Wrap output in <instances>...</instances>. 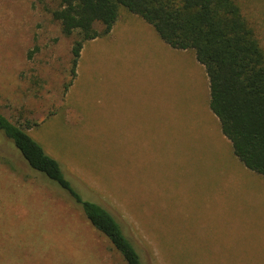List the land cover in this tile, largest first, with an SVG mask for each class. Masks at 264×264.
I'll return each instance as SVG.
<instances>
[{
  "label": "rangeland",
  "instance_id": "obj_1",
  "mask_svg": "<svg viewBox=\"0 0 264 264\" xmlns=\"http://www.w3.org/2000/svg\"><path fill=\"white\" fill-rule=\"evenodd\" d=\"M238 2L264 49V0ZM59 6L0 0V113L117 216L145 264H264V177L223 136L194 51L123 10L84 45L73 79ZM0 264H126L1 132Z\"/></svg>",
  "mask_w": 264,
  "mask_h": 264
},
{
  "label": "trees",
  "instance_id": "obj_2",
  "mask_svg": "<svg viewBox=\"0 0 264 264\" xmlns=\"http://www.w3.org/2000/svg\"><path fill=\"white\" fill-rule=\"evenodd\" d=\"M123 10L152 25L170 47L194 51L205 68L209 109L219 121L223 136L241 163L264 177V49L256 27L238 0H60L53 18L66 37L76 38L71 51L73 79L84 45L108 36ZM0 132L14 144L31 170L70 195L126 264H145L117 216L84 200L60 164L24 128L0 113Z\"/></svg>",
  "mask_w": 264,
  "mask_h": 264
},
{
  "label": "crops",
  "instance_id": "obj_3",
  "mask_svg": "<svg viewBox=\"0 0 264 264\" xmlns=\"http://www.w3.org/2000/svg\"><path fill=\"white\" fill-rule=\"evenodd\" d=\"M123 14V13H122ZM122 17H120V19L118 20V22H119V24H121L122 23V21H124L125 20V15H121ZM145 21V20H144ZM149 24V23H148ZM150 25V24H149ZM152 26V25H151ZM114 29V28H113ZM113 31V30H112ZM112 33V32H111ZM110 33V34H111ZM109 34V35H110ZM161 38V37H160ZM168 45V44H167Z\"/></svg>",
  "mask_w": 264,
  "mask_h": 264
}]
</instances>
